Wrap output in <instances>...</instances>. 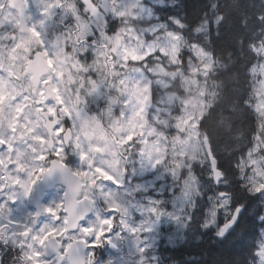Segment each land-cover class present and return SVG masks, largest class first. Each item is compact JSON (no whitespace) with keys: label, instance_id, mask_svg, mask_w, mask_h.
<instances>
[{"label":"clouds","instance_id":"obj_1","mask_svg":"<svg viewBox=\"0 0 264 264\" xmlns=\"http://www.w3.org/2000/svg\"><path fill=\"white\" fill-rule=\"evenodd\" d=\"M261 125L264 0H0V264H264Z\"/></svg>","mask_w":264,"mask_h":264},{"label":"snow or ice","instance_id":"obj_2","mask_svg":"<svg viewBox=\"0 0 264 264\" xmlns=\"http://www.w3.org/2000/svg\"><path fill=\"white\" fill-rule=\"evenodd\" d=\"M201 123H203V120H201ZM261 128L264 129V125H261ZM217 167H218V166H217ZM41 171H43V169H41ZM217 175L219 176V172H217ZM108 178L111 179V177H108ZM255 191H256L257 193L264 192V184H261V185L257 186V187L255 188ZM221 195H224V193H221ZM48 211H49V212H52V211H54V210H53V209H48ZM153 211H155V209H153ZM236 212H237V214H238V212H239V208L236 209ZM103 223H105V224H111V220H105V221H103ZM85 231H87V229H85ZM49 234H51V233H45V236H44V237H39L41 243H43V240L46 239L47 236H48ZM103 234H104V230L102 229V230L100 231V233H98L96 241L93 242V246H95V245H97V244L99 243V238H100V236H102ZM36 256H39V253H38V252L36 253Z\"/></svg>","mask_w":264,"mask_h":264}]
</instances>
